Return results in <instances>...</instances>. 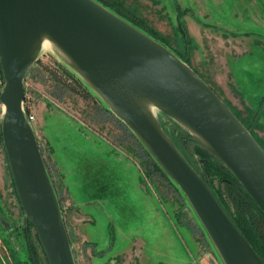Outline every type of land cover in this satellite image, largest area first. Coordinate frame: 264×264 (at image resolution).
Returning a JSON list of instances; mask_svg holds the SVG:
<instances>
[{"label": "rangeland", "instance_id": "obj_1", "mask_svg": "<svg viewBox=\"0 0 264 264\" xmlns=\"http://www.w3.org/2000/svg\"><path fill=\"white\" fill-rule=\"evenodd\" d=\"M97 1L185 60L264 148V0ZM39 53L24 78L22 105L75 262L92 264L94 249L79 233L85 223L101 244L113 243L112 264H224L184 192L133 130L51 40ZM4 83L0 68V91ZM3 109L0 101V130ZM155 114L234 213L226 174L207 161L212 152L159 109ZM4 149L0 136V264H49Z\"/></svg>", "mask_w": 264, "mask_h": 264}, {"label": "water", "instance_id": "obj_2", "mask_svg": "<svg viewBox=\"0 0 264 264\" xmlns=\"http://www.w3.org/2000/svg\"><path fill=\"white\" fill-rule=\"evenodd\" d=\"M45 38L184 192L222 262L264 264L155 114L159 109L186 128L264 213V148L212 86L171 48L97 0H0L3 146L47 262L77 264L36 132L22 106L24 78Z\"/></svg>", "mask_w": 264, "mask_h": 264}, {"label": "trees", "instance_id": "obj_3", "mask_svg": "<svg viewBox=\"0 0 264 264\" xmlns=\"http://www.w3.org/2000/svg\"><path fill=\"white\" fill-rule=\"evenodd\" d=\"M0 68H1V64H0ZM2 70L3 69L1 68V73H2ZM2 78H3V75H2ZM0 134H1L0 136H3V133L1 132V130H0ZM256 139L258 141V138ZM211 155L213 157L212 159L207 160L208 163L214 165L216 169L221 170L222 172L226 174L223 182L225 184V187L229 190L227 194H228L229 201L233 203L234 205V213L230 212L227 203H225L224 201V198L221 196L219 197L217 195L218 193L214 191V188L210 184L209 179L205 178L201 174V172L199 173L201 174L202 178L205 179L206 184H208L211 190L214 191L215 197L217 198L219 203L223 205V208L225 209V211L232 218L233 223H235V225L242 231V234L246 238V240L252 244V247L256 250V253L262 257L261 259L264 260V213L263 211L258 207L259 205L256 202H254V199L248 193L249 191L247 189H244V187L239 182L238 178L235 177L233 173H231L225 165L221 164L214 157L213 153H211ZM154 163H155V166L159 167L156 161H154ZM191 164L194 165L192 162ZM197 168L198 167L196 166V169Z\"/></svg>", "mask_w": 264, "mask_h": 264}, {"label": "crops", "instance_id": "obj_4", "mask_svg": "<svg viewBox=\"0 0 264 264\" xmlns=\"http://www.w3.org/2000/svg\"><path fill=\"white\" fill-rule=\"evenodd\" d=\"M79 230L80 235L84 237L85 243L87 244L86 247L89 248V250L90 248L94 249L92 253L93 255L91 256L92 264H105L109 261V263H111V261L113 262L111 256L114 252H111V250H113L111 247L113 243L110 245L105 244V242L101 244L98 239H96L95 236L92 235L91 230L85 227V223L83 225H80Z\"/></svg>", "mask_w": 264, "mask_h": 264}, {"label": "bare ground", "instance_id": "obj_5", "mask_svg": "<svg viewBox=\"0 0 264 264\" xmlns=\"http://www.w3.org/2000/svg\"><path fill=\"white\" fill-rule=\"evenodd\" d=\"M49 42H50V40H48V39H44V41L42 42V45H41V50L45 47V46H47L48 44H49Z\"/></svg>", "mask_w": 264, "mask_h": 264}, {"label": "built area", "instance_id": "obj_6", "mask_svg": "<svg viewBox=\"0 0 264 264\" xmlns=\"http://www.w3.org/2000/svg\"><path fill=\"white\" fill-rule=\"evenodd\" d=\"M22 103H23V100H22ZM23 106V105H22ZM26 113V112H25ZM27 115V114H26ZM27 118L32 122V116L31 115H27Z\"/></svg>", "mask_w": 264, "mask_h": 264}, {"label": "flooded vegetation", "instance_id": "obj_7", "mask_svg": "<svg viewBox=\"0 0 264 264\" xmlns=\"http://www.w3.org/2000/svg\"><path fill=\"white\" fill-rule=\"evenodd\" d=\"M262 258V257H261ZM264 261V260H263Z\"/></svg>", "mask_w": 264, "mask_h": 264}]
</instances>
